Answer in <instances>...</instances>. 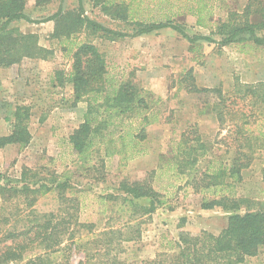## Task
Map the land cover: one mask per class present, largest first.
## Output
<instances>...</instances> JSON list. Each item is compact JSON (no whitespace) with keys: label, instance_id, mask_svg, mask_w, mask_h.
Returning a JSON list of instances; mask_svg holds the SVG:
<instances>
[{"label":"trees","instance_id":"1","mask_svg":"<svg viewBox=\"0 0 264 264\" xmlns=\"http://www.w3.org/2000/svg\"><path fill=\"white\" fill-rule=\"evenodd\" d=\"M90 1L100 5L111 18L129 23L132 32L114 30L90 19L84 13L82 0H78L77 11H65L60 7L48 18L54 21L51 36L69 40L77 31L85 30L115 39L169 27L192 42L199 37L185 33L182 26L175 23V18L189 13L196 17L197 25L206 26L212 16L210 0ZM25 4L26 0H0L2 67L15 64L24 56L46 52L37 46L36 35L10 27L12 22L20 19L31 21L23 12ZM253 11L261 12L262 20L251 22L248 15ZM262 27L264 0H248L241 18L231 17L221 22L217 31L222 37L220 43L224 45L245 40L260 44L264 38L256 34V28ZM201 38L214 42L209 37ZM70 42L67 51L71 53L70 69L65 73L56 71V80L59 85L64 82L70 84L73 103L83 99L87 106L82 122L65 142L84 173L99 179L103 175L105 160L117 156L120 167H124L128 160L145 153L146 128L161 120L156 107L160 99L131 80H119L114 76L104 54L92 43ZM184 76L181 82L187 83L188 92L204 93L209 97L205 104L220 124L225 122L227 115L233 114L227 105L229 96L221 87H198L191 70ZM235 92L240 100L249 96L258 128H248L249 121L241 113L238 116L241 125L235 124L233 129L235 137L230 144L233 149L228 162L222 158H209L203 170L198 164L206 157L209 148L198 136L190 138L189 133L183 131L171 144L168 154H160L158 168L145 178L123 179L118 193L97 195L102 202L106 199L115 202L118 205L116 211L128 214V220L120 226L96 230L93 222L77 219L75 211L79 202L72 192L69 170L48 172L50 175L41 177L25 168L17 180L19 183L0 184V243L3 244L0 264H70L75 251L82 254L77 264H128L120 255L125 252L126 242L139 238V226L145 221L143 218H149L159 207H170L167 198L173 196L175 185L169 182H163L158 188L154 185L155 178H160L167 171L173 173L174 179L184 180V185L191 186L195 192L217 194L212 198L202 196L203 209L220 207L231 213L219 233L203 230L192 234L180 230L170 250L159 252L141 264H241L247 257L261 251L264 254V204L261 209L240 212L241 205L248 199L237 195L243 170L252 164L255 153L264 149V81L255 85L238 84ZM14 115L11 130L0 136V148L14 144L22 148L30 142L27 113L18 110ZM52 192L60 202L58 209L37 212L33 206L39 196ZM84 192L79 190V193ZM141 199H148V203H140ZM13 200L18 204L6 212L4 204Z\"/></svg>","mask_w":264,"mask_h":264},{"label":"rangeland","instance_id":"2","mask_svg":"<svg viewBox=\"0 0 264 264\" xmlns=\"http://www.w3.org/2000/svg\"><path fill=\"white\" fill-rule=\"evenodd\" d=\"M247 2L210 0L212 16L206 26L197 25L192 14L177 16L174 21L182 26L185 33L199 37L189 42L169 27L115 39L85 30L77 31L69 40L54 38L51 36L54 21L48 18L60 7L65 11H77L78 0H26L23 12L31 21L20 19L12 22L10 27L36 35L37 46L46 52L24 56L8 67L0 66V136L9 133L18 110L27 113L31 134L25 147L14 144L0 148V184L19 183L17 180L25 168L41 177L50 175L48 172L69 170L72 192L79 202L75 216L80 221L93 222L95 229L100 230L105 226H120L129 217L124 211H116L118 205L115 202L108 199L102 202L97 195L118 193L123 179L133 181L145 178L158 168L160 154H168L171 144L179 139L183 131H187L190 138L198 136L209 148L206 157L198 164L201 170L206 167L209 158H222L228 162L233 149L230 144L235 137L233 129L235 124L241 125L238 116L244 113L249 121L247 127L258 128L254 123L256 114L249 96L240 100L235 96V87L264 81V41L260 44L250 40L221 44L217 25L231 17L239 20ZM82 5L90 19L114 30L132 32L129 23L111 18L101 10L100 5H94L90 0H82ZM262 18L261 12L253 11L248 15L251 22ZM256 34L264 38V27L256 28ZM71 40L92 43L104 54L114 76L119 80H131L160 99L156 107L161 113V120L146 128L145 153L128 160L124 167H120L117 156L105 160L103 175L99 179L84 173L82 165L76 162L65 142L82 122L87 106L83 99L73 103L70 84L64 82L59 85L56 80V71L65 73L70 69L71 53L67 51ZM188 70H191L198 87H221L229 96L227 105L233 114L227 115L223 124L205 104V99L209 97L204 93L188 92L187 83L181 82ZM242 175L237 195L248 199V202H244L239 211L261 209L264 204V149L255 153L252 164L243 170ZM163 182L175 185L173 196L167 198L170 207H159L149 218H143L145 221L139 226V238L126 242L125 252L120 255L128 264H141L159 252L170 250L180 230L192 234L203 230L217 234L226 225L231 211L220 207H201L203 195L212 198L217 194L195 192L191 186L184 185V180L174 179L171 171L155 178L154 185L158 188ZM79 190L85 192L79 193ZM139 202L147 204L148 199ZM15 204H18L15 200L4 204L6 212L12 210ZM59 205L52 192L39 196L33 208L37 212H49L56 211ZM2 245L0 243V248ZM81 258L80 252H73L70 264H77ZM241 264H264V254L261 251L247 257Z\"/></svg>","mask_w":264,"mask_h":264}]
</instances>
